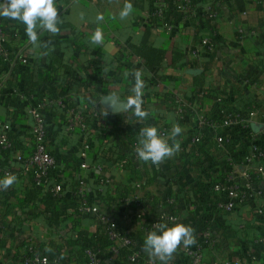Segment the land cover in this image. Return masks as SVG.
<instances>
[{"label":"crops","instance_id":"crops-1","mask_svg":"<svg viewBox=\"0 0 264 264\" xmlns=\"http://www.w3.org/2000/svg\"><path fill=\"white\" fill-rule=\"evenodd\" d=\"M179 1L167 0V14L159 19L151 14L156 0H56L60 31L40 32V48L28 39L25 25L0 16L7 49L33 64L20 65L29 69L35 88L25 93L24 78L16 88L9 87L14 63L0 64L5 86L0 90V131H6L14 144L8 163L0 166V178L6 170L17 174L11 186H0V264H21L31 243L52 264L56 258L61 264H87L83 238L105 234L97 216L78 213L82 197L135 240L129 247L116 248L111 243L100 248L105 264H145L149 258L162 264L144 251V237L155 230L153 221L171 210L176 222L193 229L195 243L178 247L167 264H193L186 249L200 242L205 219L218 245L216 251L205 250L198 264H213L217 258L242 259L252 252L264 257V247L256 243L264 233V195L234 212L220 211L213 185L226 171V151L214 138L198 146L190 144L191 127L176 114L178 99L212 114L214 98L222 95L230 109L247 115L254 112L256 122L264 121V0H192L196 13L190 17L180 13ZM125 3L132 4V11L121 20L119 12ZM209 7L218 11L216 19L203 13ZM97 14L103 15V21L96 22ZM97 27L103 32L102 46L90 42ZM205 36L215 41V53L198 52ZM136 71L142 73L144 84V119L124 108ZM48 77L56 83L54 91L61 92L54 100L63 101L67 110L49 106L51 98L37 93L46 88ZM11 97L17 106L9 102ZM114 97L119 100L115 105ZM31 105H44L43 111L50 113L48 147L57 157L49 185L41 187L20 174L22 164L17 161L34 147ZM75 114L83 117L86 130ZM71 123L74 128L69 130ZM173 125H179L182 132L165 137L169 144L179 145L171 156L154 165L134 155L140 129L154 126L160 132ZM226 134L230 148L248 149L243 138ZM110 148L113 151L104 156L103 151ZM114 152L120 153L119 159ZM80 180L84 181L82 196L76 194ZM55 184L63 185V200L47 207L44 199L52 198L49 188ZM29 188L38 189L34 201ZM171 197L176 199L173 206L168 203ZM53 210L62 212L56 223L50 220ZM136 253L139 257L133 262Z\"/></svg>","mask_w":264,"mask_h":264},{"label":"built area","instance_id":"built-area-1","mask_svg":"<svg viewBox=\"0 0 264 264\" xmlns=\"http://www.w3.org/2000/svg\"><path fill=\"white\" fill-rule=\"evenodd\" d=\"M219 2L220 0H214ZM156 6L152 9L153 16H162L165 14L167 6L166 0H156ZM192 0H180L178 8L180 13L185 17L195 15L196 8L191 5ZM205 16L210 19L218 17V11L214 7L204 9ZM199 53H215L216 43L211 36L202 37L199 43ZM0 56L4 57L8 63H12L11 52L6 46V33L0 23ZM23 64L28 62L27 57L20 58ZM3 80L0 77V88ZM176 114L181 123L190 125L191 136L189 143L192 145H201L206 139L214 138L217 141L218 147L226 151V171L223 176L213 185V192L219 196L217 208L222 212H234L238 207L245 203L253 202L264 195V121H255L254 112L249 114L230 109L225 105L223 96L218 95L214 99V103L218 105L217 112L210 114L199 105H185L180 99L176 101ZM57 105L63 109H68L67 105L60 100L49 101V106ZM44 105L29 106L28 112L33 117V136L34 147L28 155L18 156L17 161L21 162V174L25 176L35 186L41 187L49 185V173L57 164V157L49 151V124L51 116L45 113L42 109ZM73 112V111H71ZM78 124L83 130L87 129L83 117L80 114H75ZM256 125L258 129H255ZM74 128V124L69 125V130ZM171 129L163 127L160 134L165 138L171 134ZM228 132H233L243 138L244 144L248 147L246 151H241L238 148L229 146L230 139ZM172 137V136H171ZM134 155L138 158L136 149L138 143H135ZM13 143L7 135L6 131H0V153L8 151L11 153ZM89 148V145H86ZM82 164V167H86ZM98 169L100 165H96ZM30 177L29 175H31ZM6 176H17L11 170L4 171ZM102 183L107 180L103 179ZM79 188L78 194L84 195L83 186ZM63 191L62 184L50 186L52 196L58 197ZM138 198V197H137ZM168 203L173 206L176 199L171 197ZM136 206L141 204L137 200ZM78 213L95 215L103 225V229L108 235L112 243L117 247H129L135 243L134 238L128 231L122 230L117 225V222L102 213L100 208L92 205L85 197H82V202L78 207ZM177 217L174 212L161 213L152 223V228L157 229L159 223L166 222L168 224L175 223ZM205 226L202 231L200 242L195 248H187L186 252L191 258L193 264L200 263L205 255V250L216 251L218 239L214 234L210 223L205 219ZM256 243L264 247V233L260 234ZM88 264H104V259L101 253L95 249L87 250ZM139 253L131 257V261L138 260ZM53 260L36 247L33 243L29 244L21 259V264H52ZM55 264H61L60 259H54ZM145 264H160L155 258H149ZM213 264H264V257L259 252H252L246 258L242 259H220L217 258Z\"/></svg>","mask_w":264,"mask_h":264},{"label":"clouds","instance_id":"clouds-1","mask_svg":"<svg viewBox=\"0 0 264 264\" xmlns=\"http://www.w3.org/2000/svg\"><path fill=\"white\" fill-rule=\"evenodd\" d=\"M132 11V4L125 3L119 12L121 20L127 18ZM0 16L17 20L25 25V31L28 39L35 48L42 47L39 40L40 32L57 34L60 31V21L58 17V5L56 0H2L0 2ZM83 14H81L82 18ZM96 22L103 21L102 14H97ZM90 42L94 45L102 46L104 36L100 27H97L90 36ZM134 86L131 88V95L124 104L127 111H131L135 117L144 119L147 116L146 111L142 109L143 97V79L142 73L136 71L134 74ZM114 105L117 101L114 97ZM182 132L179 125H173L171 136L174 138ZM178 144H169V142L160 134L154 126H146L140 129L138 138V147L136 153L138 158L144 162L159 164L166 157L178 150ZM16 180L15 176H5L0 178V186L7 188ZM195 243L193 229L183 223L166 222L159 223L157 229L152 230L144 237V251L150 256H156L162 264H167L172 254L183 245L191 246Z\"/></svg>","mask_w":264,"mask_h":264},{"label":"trees","instance_id":"trees-1","mask_svg":"<svg viewBox=\"0 0 264 264\" xmlns=\"http://www.w3.org/2000/svg\"><path fill=\"white\" fill-rule=\"evenodd\" d=\"M191 5L194 6L193 5V1H192ZM155 6H156V4L153 6V8ZM165 10L166 11H165V14L164 15H162V16H153V17L159 18V19L162 18V17H165L166 14H167V6H166V9ZM1 27L5 31V27L2 24H1ZM11 58H12V63H14V65H12L13 67L10 68L11 72H10L9 78H8L9 87L14 86L16 88L17 81L20 80V78H24V79H26V82H25V85H24L25 86V88H24L25 93L26 92H33L35 90V88H34V83L31 82V74L29 73L30 72L29 69H27V68H23L22 69V67L20 65V64H22L21 63L22 61L20 59L21 58L20 56H17V55H14V54L11 53ZM7 63H8V61H6L4 59V57H1L0 56V64L5 65ZM12 63H8V64H12ZM26 64H28V66H33V64L29 61V59H28V62ZM3 84H4V81L2 83V86H1L0 90H2L5 87ZM45 84H46L45 85L46 88L37 89V93L39 94L40 97L47 96L48 98H51V100H54V97H58L61 94V92H58L57 90L54 91V88L56 87V83H55L53 77H48L46 79V83ZM9 102H11L15 106H17L16 98L15 97L9 98ZM217 107H218V105L214 103V106H213V109L214 110H213L212 114L217 112ZM67 108H68V105H67ZM45 113H47V112H45ZM47 114L50 115V113H47ZM33 125H34V120H33ZM88 126H90V125H88ZM7 135H8V133H7ZM8 137H9V135H8ZM13 150H14V144H13L12 151ZM112 151L113 150L110 148L107 151L104 150L103 151V154L105 156L108 152H112ZM9 154L10 153L8 151H2L0 153V166L1 167L6 166V164L8 163L9 158H10V155ZM119 154L120 153H118V152H114V155L116 156V159H119L120 158ZM79 167H80V165H79ZM53 170L54 169H52L51 172L48 175L49 181L51 179V174H52V171ZM20 174H21V172H20ZM30 174L31 175H29V176L32 177V173H30ZM103 179H105V178H101V181ZM81 182L82 181L80 180L79 186H78V188L76 190V194L79 191V188L81 186ZM31 185L35 186L33 183H31ZM35 187H37V186H35ZM28 190H29V193L28 194L30 196V200L31 201L36 200L37 199V194L39 193L38 192V189L29 188ZM49 190H50V188H49ZM50 195H51V193H50ZM61 196L62 195H59L58 197L52 196V198L50 200H49V198L46 197L44 199L45 204L47 205V207H52L53 205H56L59 202V200H63V198ZM60 214H62V212L57 211V210H53L52 211L51 218H50L51 222L56 223L58 221V217L60 216ZM104 234H105V236H103L101 238L99 237V238H96V239H94V238H88V237H84L83 238V240H84L83 242H87V244L85 246V252H84L85 253V256H83L84 261L87 264H88V256H87V250L88 249H95V250H97V251H99L101 253V249L100 248H107L108 246L109 247L111 246L112 241L109 239V237H108V235L106 234L105 231H104ZM101 256H102V254H101ZM135 262H137V261H135ZM104 264H105V262H104Z\"/></svg>","mask_w":264,"mask_h":264},{"label":"water","instance_id":"water-1","mask_svg":"<svg viewBox=\"0 0 264 264\" xmlns=\"http://www.w3.org/2000/svg\"><path fill=\"white\" fill-rule=\"evenodd\" d=\"M253 127H255V129H258V127H256V125H253Z\"/></svg>","mask_w":264,"mask_h":264}]
</instances>
